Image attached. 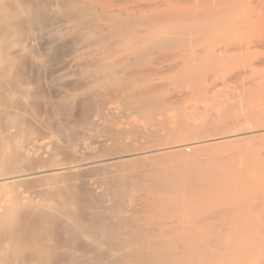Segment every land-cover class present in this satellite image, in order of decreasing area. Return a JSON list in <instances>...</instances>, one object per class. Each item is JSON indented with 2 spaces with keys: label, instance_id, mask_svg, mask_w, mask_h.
Instances as JSON below:
<instances>
[{
  "label": "bare ground",
  "instance_id": "obj_1",
  "mask_svg": "<svg viewBox=\"0 0 264 264\" xmlns=\"http://www.w3.org/2000/svg\"><path fill=\"white\" fill-rule=\"evenodd\" d=\"M107 1L0 0V264L246 263L248 254L250 255L251 252L257 250L263 251L264 248L260 249L258 241L255 243H249V241L239 243V241H236L237 239L234 240L235 238L230 237L231 239H229L228 236H237V233L233 234L223 230L218 232L216 229L218 225L213 224V221L216 222L221 219L228 221L236 207L231 211L228 209L229 211L224 210L221 213L219 211H217L219 213H214L209 198L212 190L220 187V184L216 183L217 179L218 181L219 179L225 180L227 175L230 179H233L230 175H246L251 170V165L246 163L254 150L249 149L250 146L247 147V150H245L246 147H243L244 150H242L240 148L242 146H239L236 148L241 150L232 147L234 152H232V148V151L228 148L231 152H228L227 149L221 151L223 140L220 138L221 135H219L220 131L217 130V126L220 125L221 118L223 120L226 117L224 114H228L225 111L228 110L230 104L223 111L224 114L220 113L225 117L217 113L214 114L215 109L212 107L215 108L216 106L212 105L210 119L207 115L208 119L201 122L196 120L197 114H200L201 111L194 114L195 119L189 116H176V113L174 117L164 115L163 118L158 120V118H154L157 117L158 113H161V115L168 113L166 102L164 103L154 95L153 91L156 90V87H149L152 91L148 87L147 89L138 87L142 91L137 93L133 86L134 75L131 76L129 71L133 68L137 70V67L146 66L151 67V71H153L152 64L157 65L159 58L160 61H163L161 60L162 56L168 55V60L164 61L169 62L171 60L173 62L175 68L170 65V67L172 66L170 69H175L173 71L179 78L178 82L182 84V87L187 88V85H191L188 89L199 90L201 83H197V81L201 74L199 68L193 69V65L211 58L217 60L231 58L234 52L237 54L239 49H243L241 39L244 38L245 33L249 35V32L253 33L256 28L259 29V26L262 28L264 25V0H253L250 6L246 5V0H190L189 2H185V0H143L147 3L138 5H136V0L134 2L129 0V2L132 1L133 6H129V2H127V5L123 4L119 9H114L112 6H116L118 2L120 4L123 0H115L117 4L114 3V5H112L113 1L110 0L111 4ZM125 1L128 0H124L122 3H125ZM232 35H242L241 38L239 37L240 43L233 46L235 48L232 47V41L230 40ZM245 40L247 38H244ZM239 45L242 47L239 48ZM236 47L239 49L236 50ZM80 61L84 72L81 77L86 78V80L79 81L82 83L79 86L84 88L88 84H93L94 89L88 93L83 91L76 96L63 95L61 97L57 93L60 98L56 96L55 99L51 98L52 96L47 98L41 86V83L46 80L42 81V79L53 78L57 73L61 74L60 72L66 71V67L70 63H79ZM160 63L162 62H159L158 66ZM28 65L30 66L29 69ZM166 67L169 70V67ZM139 69L137 71L141 70ZM160 69L159 72L161 73L166 71ZM155 71L153 72L155 73ZM135 73L137 76L140 75V73ZM143 73L141 74L144 75ZM147 73L146 75H151L149 71ZM157 73H155L156 76L162 75ZM168 73H170V70ZM142 78L151 80L145 75ZM110 86L111 92L113 88L115 92L117 86L118 88L122 87L124 91L120 92L122 95H119L125 100L123 102H126L125 106L123 103V108L128 113L139 114V117L141 115L147 120L146 124H131L132 126L129 125V128L122 127L120 133H128L135 137L131 138L132 141L129 142L125 139H115L116 143H113V145L108 140L110 142L109 148H111L109 151L111 152L107 155L104 152V157H89L83 161H73L72 163L67 161V164L65 160L63 165H61L63 163L61 160L60 164H56L58 161H56L55 156H58L57 154L61 150L67 149V153L73 158L83 156L81 152L78 155L79 150H77V146L73 145L77 137L74 138V131L71 132V130L77 124H73L75 123L74 120L71 121V118L76 117L72 113L73 111L77 113L78 111H75L79 109L77 106L83 102V104H86L87 99L96 98L100 94L101 87L109 88ZM112 86L115 87L112 88ZM192 86L194 88H191ZM80 87H78L79 90ZM131 90H133L131 93L136 95L127 96ZM158 90L160 92L164 89L161 90L159 87ZM125 91L127 93H124ZM189 91L187 90L190 94ZM103 94L101 93V95ZM95 103V109L92 110L96 113L93 114L94 118L91 117L92 114H89L91 118L89 122H86L87 116L85 122L79 120V125L75 128H79L81 131L84 128V130L83 132L75 130L76 135L80 132L81 136L85 135L86 137L88 135L87 131H91V129L85 132V127H93V124L97 122L95 117L103 105L102 102L101 105ZM209 105L211 106V104ZM224 106L221 107L224 108ZM221 107H217V109L219 110ZM36 108L38 110L39 108L46 109V112L54 117V120L58 116H62V112L66 113L67 111L70 113L64 114V117L67 116V118H64L67 119L66 122L63 118H61L62 120L58 118L56 123L47 122L46 119L44 121L47 126H44V128L51 136L52 151L56 152V155L53 153L55 156H50V159L56 161H54L56 166L59 165V167L53 168L52 164L54 162L50 160L53 163L49 165H52L51 168L53 169H46L44 172L35 171L38 167L36 165V162H38L37 156H39L37 155L38 151L29 148L31 145L34 147L35 144L39 143L37 141L41 135L40 129L35 130L37 128H33L32 125L31 127L30 121L28 122V120H34V123L39 121L41 115L40 112H35ZM208 108L210 109V107ZM253 112L248 115V118L255 115ZM263 113L264 110L261 116ZM212 114L215 116L212 117ZM68 115H70L71 120L68 119ZM83 116L84 118H82L85 119V115ZM203 117L205 118L206 115ZM48 118L50 117L47 116ZM232 118L234 119L233 115ZM51 120L53 119H48V121ZM234 120L236 121V118ZM241 120L237 121L240 122ZM226 121L228 120L226 119ZM232 121L230 124L228 123L230 127L233 125ZM245 122L243 123L245 124ZM81 123L84 124L81 125ZM223 125L225 126V124ZM81 126L84 127L81 128ZM224 126H218L220 130L223 127L221 134L227 132ZM234 126L236 125L234 124ZM213 127L216 128L219 138L213 130L215 133L213 136L215 137L204 139L201 134H206L205 131L212 132L210 129ZM230 127L228 128L229 133H235V131L237 133V129H243V127H235L236 130L234 131L235 128L231 127L233 131L230 132ZM248 128H245L247 133L251 130L254 131V128L247 131ZM224 129H226L225 132ZM241 130L240 133L238 131L239 134L244 132V130L243 132ZM196 134H200L202 144L205 147L198 148V146H195V142L190 141L194 135L197 137ZM227 134L226 136H228ZM235 134L232 135L236 136L237 134ZM80 135H78L79 138ZM169 135L178 137L181 144L178 143L179 146H172L169 139L170 143L164 142L167 137H170ZM232 135L230 136L232 137ZM251 136L254 137L253 134ZM43 137L45 138V136ZM95 139L98 140L97 137ZM219 139L222 140L220 146L215 143ZM192 140L194 141V139ZM108 141L103 142L107 144ZM228 141L230 142L229 139ZM229 142H227L228 145H231L240 142V140H234L230 144ZM156 143H161L160 147L162 148L155 149L157 148L155 147ZM137 144L140 145L137 146ZM215 144L219 148L221 147V150L216 148ZM255 145L261 146L259 147L261 152L258 150L261 154L264 146L258 143ZM185 146H191V154L189 152L188 155L184 153V150L188 148H185ZM40 148L44 150L42 147ZM106 148L108 150L107 146H105ZM258 152L253 155H257ZM63 153L62 155H64ZM152 154L157 157L158 155L164 157V164H158L159 166L156 164L157 167L147 169L151 174L150 176L146 177L139 173L144 164L140 166L141 169L139 168L138 172L137 169L135 170V168L128 165L131 159H134L133 161L138 159L141 163L139 158L148 157ZM41 156L43 155H40V158L38 157L39 162L44 158V156L43 158ZM260 159H255L256 162L254 163L257 165V168L256 166L253 168L255 172H261V169L258 168V162L264 163V158ZM50 161H46L47 164ZM39 162L38 164L42 165ZM35 165L36 168L34 169ZM110 167H117V170L120 168L121 171H117L119 174L115 171L110 172L113 175H108L110 170L108 172L107 170ZM48 168L50 167L48 166ZM144 169L142 170L144 171ZM102 170H106L104 171L107 172L106 175H103V173L92 175V173L99 171L103 172ZM144 181L150 182V188L162 193L166 198L163 202H159L154 194L151 195V199L153 198L151 201L148 199L150 195H146V197L148 196L145 197L146 201L147 199L149 201L143 209L147 214L142 218L143 213H140L142 211L137 212L142 219H145L146 224L138 217L141 220H137L144 224L140 223L139 225L131 221V218L128 219L124 215L117 214L126 212L127 206L124 200L129 197L134 187L141 188ZM240 182L238 181V183ZM1 183H7L10 188L1 187ZM143 197L140 198L139 196V199L138 197L137 199H141L140 202H142ZM137 199L132 205L137 203V207L140 208L141 205L140 202H137ZM131 217L136 220L134 215ZM253 233H255V230ZM253 235L255 236V234ZM258 238L256 237V239ZM235 242H238L241 246ZM235 244L239 248H236ZM259 253L257 254L260 255ZM251 257H249L250 260ZM251 263L253 264L252 261H250Z\"/></svg>",
  "mask_w": 264,
  "mask_h": 264
},
{
  "label": "rangeland",
  "instance_id": "obj_2",
  "mask_svg": "<svg viewBox=\"0 0 264 264\" xmlns=\"http://www.w3.org/2000/svg\"><path fill=\"white\" fill-rule=\"evenodd\" d=\"M107 1V0H106ZM111 1H113L112 2V5H114V3L115 4H117V1H115V0H111ZM119 1V0H118ZM124 1V0H123ZM122 1V2H123ZM190 0H185V2H189ZM194 1V0H193ZM107 2H109L110 4H111V2H110V0H108ZM120 3L119 4V2H118V6L116 5H114V6H112L114 9H119V8H121L122 7V5L124 4V5H127V2H129V0L128 1H125V3ZM133 2H134V0H133ZM137 4L136 5H138V4H146L147 2H143V0H139V1H135ZM253 2V0H246V5H248V6H250L251 4L250 3H252ZM129 6H133V3H132V1H130L129 3ZM121 5V6H120ZM134 5H135V3H134ZM135 5V6H136ZM248 8V7H247ZM261 26H262V24H261ZM264 26V25H263ZM263 26H262V28H260V26H259V29L258 28H256L254 31H253V33L251 32H249V35H247L246 33H245V35H247L246 37H245V35H244V38H247V40H245L244 41V38L242 37V42H241V45H243L244 47H243V49L241 48V50L239 49L240 47H242L241 45H239L238 47H236L237 49L236 50H238L239 49V51L237 52V54L234 52V55L232 54V57L231 58H224L223 60H224V63H223V60H221V59H219V60H217L216 58L214 59V58H211V59H208V60H205V61H203L202 63H197V64H194L193 65V69H198L199 68V71H200V76H199V78H198V81H197V83H201V86H200V89L199 90H197V91H195V90H193V89H191L190 90V88L188 89V87H190L191 85H187L188 87L187 88H184V87H182V84L180 83V82H178V80H179V78L175 75V71H173V69L175 68V66L173 65V62L170 60L169 62H165L164 60H168V55L167 56H162V58H161V60H163V61H160V58H159V60H158V63H157V61H156V63H157V65H153L152 64V69H153V71H155V73H157V74H159L160 75V73L161 72H159V69L160 68H162V69H160L161 71H164V70H166L167 72L170 70V73H168L167 74V72L165 71L164 73H166L165 75H164V73H161L162 75L161 76H156V74L153 72V71H151V67L150 68H148L147 66L146 67H137L140 71H137V70H135L134 68L133 69H131V70H135V71H129V72H131L130 74H131V76H133V80H135L134 81V84H133V86H134V88L137 90L136 92L138 93V92H140V91H142V90H139V88L140 89H147V87H148V89H150V91H152L151 90V88L153 87V88H155L156 90H154L153 91V93H154V95H156L158 98H160L165 104V106H166V108L168 109V113H164V114H162L161 115V113L158 115L157 114V117H154L155 119L156 118H158V120H160L161 118H163L162 116H166L167 117V115L169 116V117H171V115L174 117V115H176V113H177V115L176 116H189V117H194V119L196 118V116H194V114L196 113H198V112H202V111H204V112H202V114H201V112H200V114H197V118H196V120H197V122H201V121H203L204 119H208V117H207V115L209 116L210 115V113H212V108L213 109H215V112H214V114H218V115H221L222 117H225V118H223V120H222V118H221V116H220V118H221V122H220V125L221 126H224L223 124H225V126H224V128H226L227 129V132H228V134H227V132H226V134L228 135V136H226V134L224 133H222L221 134V131H222V129H223V127H222V129L220 130V129H218V126H220L219 124H218V126H217V130H219L220 131V133H219V135H221L220 136V138L223 140V145H221V147H222V150H221V147L219 148V146H220V144H221V142L220 141H222L221 139H219L218 140V142H215V143H217V145H219V146H217L216 144V148H218L219 150H221V151H225L226 149L228 150V148H229V150H231V148L233 147V148H235L236 150H244V148L243 147H246V149L245 150H247L248 148L247 147H249L250 146V148L249 149H254L253 150V152L250 154V157H249V159L247 160V164H249V165H251V170L246 174V175H230V177L231 178H233V179H230L229 178V176L227 175V179L225 178V180H222V179H219V181H218V179L216 180V183H218V184H220V187H216V188H214L213 190H212V192H211V194H209V198L211 199V203H212V211H214V213H221L222 211L224 212V210L226 211V210H230L231 211V209H233L234 207H236V208H234L235 210H233V212L231 213L232 215H231V217H230V219L228 218V216H227V218H228V221L227 220H218V221H213V224L215 223L216 225H218L217 226V230H218V232H221L222 230L224 231V232H229V233H233V234H236L237 233V236L235 235V236H228L229 237V239H234V240H236V241H239V243H243V242H248L249 241V243H255V242H257L258 241V243H259V247H260V249H263L264 248V163H261V162H258V168H259V170L261 171V172H255L254 170L255 169H253L254 168V166H256V168H257V165H255V163L254 162H256V158H258V159H260V158H264V157H262V156H264V147H262L263 149H262V153L260 154L259 152H258V150H260L261 148H259V147H261L260 145H259V147H258V145H255L256 143H258V144H262L263 146H264V113H263V115L261 116V114H262V111L264 110V38H263V36H264V28H263ZM225 28H227V27H225ZM261 31V32H260ZM65 32V31H64ZM259 32V33H258ZM248 33V32H247ZM261 36H260V35ZM234 35H232L231 37H230V40L232 41L231 42V44H232V47L233 46H236V45H238L239 43H240V41H239V39L241 38V36L242 35H239V36H234ZM238 37V38H237ZM240 37V38H239ZM235 38V40H233ZM238 39V40H237ZM233 41H235V42H233ZM253 43V45H251ZM234 44V45H233ZM250 47H253L252 49L250 48ZM233 48H235V47H233ZM251 50H250V49ZM233 51H234V49L232 50V53H233ZM83 52H84V50H83ZM244 52V53H243ZM238 53H239V55H238ZM235 54H236V56H235ZM243 54V55H242ZM243 56V57H242ZM167 57V58H166ZM242 58V59H241ZM226 59H228V60H226ZM217 61H218V63H217ZM226 61V62H225ZM159 62H162V63H160V67L158 66V64H159ZM163 62H165L164 64H163ZM80 63H81V61L79 62V63H77V62H73V63H70L69 65H67V67H66V71L64 70V72L62 71V72H60L61 74H58L57 73V75H55L53 78H47V79H45V78H43L42 79V81L44 80H46L45 82H42L41 83V86H42V90H43V92H44V94L46 95V97L47 98H50L51 96V98H60V96L61 97H63V95L64 96H76V95H79V93L81 94V92H85V93H88V92H91L93 89H94V85L93 84H88V86L87 87H84V88H82V87H80L79 85H81L82 83V81H85L86 80V78H82L81 77V75L84 73L83 72V70H82V68H81V65H80ZM79 64V65H78ZM154 64H155V62H154ZM201 64V65H200ZM223 64V65H222ZM170 65H172V66H174V68H172V70L170 69L171 67H170ZM149 66H151V65H149ZM164 66V67H163ZM166 66H168L169 67V70H168V68L166 67ZM197 66V67H196ZM30 68V66L28 65V69ZM136 68V67H135ZM164 68H167V69H164ZM150 72L149 74H151V75H146V73L148 72L147 70ZM175 70V69H174ZM141 71H143V72H141ZM145 71H147V72H145ZM135 72H137V73H140V75L139 76H137V74L135 73ZM135 73V74H134ZM141 73H143L144 75H145V77H148V78H150L151 80H148L147 78H144V79H146V80H144L142 77H144V75H142ZM78 74V75H77ZM148 74V73H147ZM155 74V75H154ZM142 75V76H141ZM78 76H79V78H78ZM135 76H137L136 78H135ZM249 76H251L252 78H250ZM140 77V78H139ZM78 78V79H77ZM238 78V79H237ZM137 79V80H136ZM139 79V80H138ZM141 79V80H140ZM211 79V80H210ZM239 79H241V80H239ZM243 79H244V81H243ZM82 80V81H81ZM143 80V81H142ZM209 80V81H208ZM79 81H81V82H79ZM171 81L173 82L172 84H171ZM239 81V82H238ZM241 81V82H240ZM249 81V82H248ZM48 82V83H47ZM150 82V83H149ZM210 82V83H209ZM245 82V83H244ZM80 83V84H79ZM209 83V84H208ZM44 84V85H43ZM56 84H57V86H56ZM160 84H161V86H160ZM78 85V86H77ZM156 85H158V86H156ZM210 85V86H209ZM240 85V86H239ZM245 85V86H244ZM48 86V87H47ZM63 86V87H62ZM67 86V87H66ZM69 86V87H68ZM73 86V87H72ZM83 86V85H82ZM57 87V88H56ZM60 89H59V88ZM71 87V88H70ZM78 87H80L81 89L79 90V88ZM113 87H115V86H112V88ZM139 87V88H138ZM149 87H151V88H149ZM159 87H160V89L162 90V89H164V90H162V91H160L159 92ZM185 87H186V85H185ZM49 88V89H48ZM55 88V89H54ZM67 88V89H66ZM108 87H101L100 88V94L96 97V98H94V99H87V103L86 104H88L87 106H82V105H86V104H81V105H79V106H77V108L79 107V109L78 110H75L77 113H75L74 111H73V115H74V117L76 116V117H78V118H71L70 117V115H68L69 117H68V119H70L71 121H73V122H75V123H73V124H77V125H79V120H83V122H85L86 121V116H87V121L86 122H89V120L91 119L90 118V115H91V117L92 118H94V115L96 114V113H94V111H92V110H94L95 109V105H94V103L96 102L97 104H100L101 105V102H102V105H103V107L101 106V109H100V111H99V113L96 115V117H95V119H96V123L95 124H93V127L92 126H86L85 128H86V130H85V132L87 131V130H90L91 129V131H87V134L88 135H86V137H85V135L82 133V135H84V136H81L80 134V132H83V130H84V128H82V127H84V126H81V128L83 129L82 131L78 128V129H76L75 127H78L77 125H75L74 126V129L73 130H71V132H73L74 131V135H75V139H76V137H77V139L79 138L78 137V135H80V138L82 137V139H76V141L74 140V142H73V145H75V146H77V150H79L78 152V155L80 154V152H81V154L83 155L82 157H81V155L79 156V157H75V158H73L71 155H69L68 153H67V149L66 150H61L60 152H59V154H60V156H59V154H57L58 156H55L56 154V152L54 153L52 150H53V148H51L52 146L50 145V143L52 142V140H51V136H50V134H48L47 133V129L46 128H44V126H46V123H44V121H46L47 120V122H54V123H56V120L58 119V118H63V120H65L64 122H66V120L67 119H64L65 117L67 118V116H65L64 117V114L66 115V113H68V114H70L69 112H67L66 111V113H64V112H62L63 114H62V116H58V118L56 119V120H54V117H52V116H50L49 114H48V112H46V109L44 110V109H40L39 108V110H38V108H36V110H35V112H40L39 114L41 115V116H39V121H35V123H34V120L32 121V120H28V122H29V124H30V126L32 125L33 126V128H37V129H35V130H39V132L41 133V135H42V138H41V135L39 136V138L37 137V142H39V143H37V144H35L34 145V147H33V145H31L29 148H33V150H35L36 152L38 151V154L37 155H43L44 156V158H43V156H41V158H43V159H41L40 160V162H39V156H37V161L40 163V164H42V165H39L38 164V162H36V160H35V162H36V165H38V167L36 168V165H35V167H33L34 169L36 168V172L37 171H39V172H44V171H46V169H53V168H56V167H59V165H57L56 166V164H60V161L62 160V162L63 163H61V165H63L64 164V162H65V160H66V164H67V161H69V162H76V161H83V160H85L86 158H89V157H104L105 156V153H106V155H107V153H109V152H111V151H109V150H111V148H109V146H110V142H111V145H113V143H116L115 141V139H125V141H127V142H129V141H132L131 140V138L133 139L135 136H133V135H131V134H122V133H120L121 132V130H122V127L123 128H129V125H130V127L132 126V125H136V124H140V125H144V124H146V121L147 120H145L141 115H140V117H139V114H135V113H131V112H126L125 111V108H123L125 105H126V102L124 103L123 101H125L124 99H123V97L121 96L120 97V95L119 94H121L122 95V93H120V92H122V91H124L123 89H122V87H119L118 88V86H117V88H115V92L113 91L114 90V88L112 89V92H111V86L108 88L109 90H110V92H109V90L107 89ZM158 88V89H157ZM191 88H194L193 86L191 87ZM202 88V89H201ZM47 89V90H46ZM51 89V90H50ZM53 89V90H52ZM212 89V90H211ZM48 90H50V91H48ZM63 90V91H62ZM70 90V91H69ZM74 90V91H73ZM107 90H108V92H107ZM118 90V92H116ZM178 90V91H177ZM186 90V91H185ZM187 90L189 91V92H191L190 94L187 92ZM107 93H106V92ZM133 90H131L129 93H128V95L127 96H131V94L132 95H136V94H133V93H131ZM144 91V90H143ZM155 91H157V92H155ZM176 91V92H175ZM244 91V92H243ZM47 92V93H46ZM135 92V91H134ZM135 92V93H136ZM50 93V94H49ZM60 95H58V94ZM101 93L103 94V95H101ZM124 93H127L126 91L124 92ZM186 93H188L189 94V96H188V94H186ZM196 93V94H195ZM208 93V94H207ZM210 93V94H209ZM176 94V95H175ZM186 94V95H185ZM204 94H205V96H204ZM123 95H125V94H123ZM178 95V96H177ZM218 95V96H217ZM234 95H236V96H234ZM56 96V97H55ZM126 96V95H125ZM176 96V97H175ZM188 96V97H187ZM210 96V97H209ZM169 97V98H168ZM220 97V98H219ZM186 98V99H185ZM206 98H208V99H206ZM213 100H212V99ZM217 98H218V100H217ZM172 99V100H171ZM207 100V103H206V100ZM186 100V101H185ZM108 101V102H107ZM218 101V102H217ZM226 101V102H225ZM171 102V103H170ZM95 103V104H96ZM123 103H124V106H123ZM177 103H179V104H177ZM214 103V104H213ZM220 103V104H219ZM173 104V105H172ZM175 104V105H174ZM209 104H211V106L209 105ZM229 104H230V106H229ZM94 106V108L92 109V107ZM212 105L213 106H216L215 108L214 107H212ZM224 106V108L223 107H221V106ZM231 105H233L232 107H231ZM122 106V107H121ZM227 106H229V108L227 107ZM170 107V108H169ZM207 107V108H206ZM208 107H210V109L208 108ZM212 107V108H211ZM217 107H221L219 110L217 109ZM228 108V110L227 111H225V113L226 112H228V114L226 115V114H224V110H225V108ZM232 109H231V108ZM243 107V108H242ZM41 108H43V107H41ZM76 108V109H77ZM84 108V109H83ZM183 108V109H182ZM187 108V109H186ZM190 108H193V109H190ZM202 108V109H201ZM226 108V109H227ZM263 110H262V109ZM164 109H165V107H164ZM175 109V110H174ZM201 109V110H200ZM230 109V110H229ZM261 109V110H260ZM38 110V111H37ZM82 110V111H81ZM84 110V111H83ZM120 110V111H119ZM186 110V111H185ZM190 110V111H189ZM209 110V111H208ZM210 110H211V112H210ZM216 110H218V111H216ZM233 110V111H232ZM241 110V111H240ZM250 111V113H249V111ZM165 111H166V109H165ZM171 111V112H170ZM182 113H181V112ZM207 111H208V113H207ZM214 111V110H213ZM230 111L232 112L231 114L233 115V117H234V119L236 118V121L238 120H241L240 118H242L243 120H241L240 122H236L233 118H232V115L230 114ZM243 111V112H242ZM252 111H254L253 112V114H255V115H253L252 117L250 116V118H248V115H250L251 114V112ZM255 111H256V113H255ZM260 111V112H259ZM85 114H84V113ZM186 112V113H185ZM81 113H83L82 115H81ZM100 113H102L101 115H100ZM172 113V114H171ZM190 113V114H189ZM193 113V114H192ZM207 113V114H206ZM220 113H223L225 116H223V114H220ZM241 114L242 115V117H241V115H239V114ZM243 113H244V115H243ZM43 114V115H42ZM71 114V116L73 117V115ZM88 114V115H87ZM90 114V115H89ZM94 114V115H93ZM107 114V115H106ZM203 114H205L206 115V117L204 118L203 116H205V115H203ZM236 114V116H234ZM59 115H61V114H59ZM83 115H85V119H83L84 118V116ZM100 115V116H99ZM231 115V116H230ZM47 116H49L50 118H48L49 120L50 119H53V120H51V121H48V119H47ZM88 116H89V118H88ZM131 116V117H130ZM156 116V115H155ZM159 116V117H158ZM212 117H214L215 115H211ZM228 116H230V117H228ZM244 116V117H243ZM52 117V118H51ZM83 117V118H82ZM128 117V118H127ZM200 117V118H199ZM203 119H202V118ZM122 118V119H121ZM143 118V119H142ZM165 118V117H164ZM199 118V119H198ZM230 118H232V120L235 122H233L232 120H230ZM238 118V119H237ZM46 119V120H45ZM59 119V120H60ZM131 119V120H130ZM209 119H210V116H209ZM226 119L228 120V121H226ZM248 119V120H247ZM62 120V119H61ZM70 120H68V122H70ZM76 120V121H75ZM145 120V121H144ZM41 121V122H40ZM43 121V122H42ZM78 121V122H77ZM125 121V122H124ZM138 121V122H137ZM226 121V122H225ZM232 121V123H233V125L235 124L236 126L237 125H239V126H237V127H243V129L241 130V128H239V130L237 129V133H238V131H239V133H240V130H241V132H243V130H244V132H246V129L245 128H248L247 129V131H249L250 130V128L252 129V128H254L253 130L255 131V129H256V133L254 132V131H250L249 133H247L246 132V134H244V132L242 133V134H237L236 133V126H234L233 127V125H231V127H233V129H234V131H235V133L237 134H235L234 132H232L233 131V129L230 127V122ZM246 121V122H245ZM38 122V123H37ZM63 122V123H64ZM243 122H245V124L243 123ZM37 123V124H36ZM70 123H72V122H70ZM130 123V124H129ZM221 123H223V124H221ZM229 123V124H228ZM231 123V124H232ZM237 123V124H236ZM252 123V124H251ZM84 123H81V125H83ZM132 124V125H131ZM228 124V125H227ZM34 125H36V127H34ZM39 125V126H38ZM117 125V126H116ZM123 125H125V126H123ZM242 125V126H241ZM244 125V126H243ZM245 125H247V126H245ZM31 126V127H32ZM43 126V127H42ZM111 126V127H110ZM232 129H230V132H232V133H229V131H228V128L229 127ZM253 126H255V127H253ZM47 127V126H46ZM80 127V126H79ZM109 127V128H108ZM114 127V128H113ZM213 128H215V127H213ZM210 129V130H212V132H210V131H205V133L206 134H201V136L203 135V138L204 139H212V138H214L215 136H213V134H215L214 132H213V130H215V132H216V128L215 129ZM220 128V127H219ZM259 128V129H258ZM110 129V130H109ZM115 130V132H114V130ZM120 129V130H119ZM226 129H224V132L226 131ZM75 130H77V131H80L79 133H78V135H76V133H75ZM102 130V131H101ZM113 130V131H112ZM119 130V131H118ZM258 130V131H257ZM99 131H100V133H99ZM71 132L69 131V133L71 134ZM84 132V133H85ZM108 132H109V134H108ZM111 132V133H110ZM113 132L115 133V135L113 134ZM210 134H209V133ZM254 132V133H253ZM258 132H259V134H258ZM217 134H215L216 136L218 135V132H216ZM253 134V136L254 137H252L251 136V134ZM86 134V133H85ZM113 134V135H112ZM200 134L198 135V134H196L197 135V137L194 135L193 137H191V139H190V141H192V143H194L195 142V146L197 147L198 146V148L199 147H205V146H203L204 144H202V138H201V136H200ZM209 134V135H208ZM236 135V136H233L232 135V137L230 136V135ZM254 134H257V135H254ZM38 135H39V133H38ZM49 135V136H48ZM73 135V136H74ZM207 135V136H206ZM223 135H225V137H223ZM239 135V136H238ZM43 136H45V138L43 137ZM97 137L98 138V140L97 139H95V138H93V137ZM168 136V135H167ZM166 136V137H167ZM170 136V135H169ZM204 136H206V137H204ZM241 136H243L242 138H240ZM255 136H256V138H255ZM47 137V138H46ZM49 137V138H48ZM85 137V138H84ZM100 137V138H99ZM102 137H103V140H102ZM105 137V138H104ZM106 137H108V138H106ZM218 138H219V136H217ZM248 138V140H246V138ZM250 137V138H249ZM73 138V139H74ZM113 138H114V141H113ZM178 137H176L175 135H172V136H170V137H167L166 139L167 140H165V138H164V142H169V140L171 141V143L170 144H172V146H177L178 145V143H180V140H179V138L177 139ZM196 138V139H195ZM231 138H234V139H231ZM236 138V139H235ZM237 138H239V139H237ZM254 138V139H253ZM95 139V140H94ZM99 139H101V140H99ZM169 139V140H168ZM192 139H194V141L192 140ZM201 141H200V140ZM228 139L230 140V142L228 141ZM244 139V140H243ZM250 139V140H249ZM256 139V140H255ZM110 142H109V141ZM199 142H198V141ZM237 141V140H240V142H235V143H237V144H235V143H233V144H231V145H228V143L227 142H229V144L232 142V141ZM98 141H100V142H98ZM105 141H108V142H106L107 144H105L104 142ZM243 141H244V143H243ZM246 141V142H245ZM248 141V142H247ZM262 141V142H261ZM92 144H91V143ZM197 142V143H196ZM255 144H254V143ZM81 143H82V145H81ZM187 143H189V142H187ZM186 143V144H187ZM198 143H199V145H198ZM253 143V144H252ZM45 144H46V146H45ZM49 144V145H48ZM91 144V145H90ZM99 144H102L101 146L99 145ZM169 144V145H170ZM181 144V143H180ZM185 144V143H184ZM201 144H202V146H201ZM244 144V145H243ZM254 145V146H252L251 147V145ZM37 145V146H36ZM43 145V146H42ZM78 145H80V146H78ZM86 145V146H85ZM140 144H137V146H139ZM157 145V146H156ZM156 145H155V147H157V148H155V149H159V148H162V147H160V145H161V143H156ZM227 145V146H226ZM95 146V147H94ZM96 146H97V148H96ZM105 146H107L108 147V150H107V148L105 149ZM179 146V145H178ZM194 146V147H195ZM235 146V147H234ZM239 146H242V147H240V148H236V147H239ZM39 149H38V148ZM40 147H42V149H44V150H41V148ZM46 147V148H45ZM85 147V148H84ZM92 147V149H90ZM100 149H99V148ZM148 147H149V145H148ZM188 147V148H187ZM191 147V146H190ZM190 147L189 146H185V148H187V149H185V150H187L186 152H185V150H184V153H187V155H188V152H189V154H191V149H190ZM95 148V149H94ZM232 148V149H233ZM98 149V150H97ZM103 149V150H102ZM184 149V148H183ZM209 149H211V148H209ZM223 149H225V150H223ZM95 150V151H94ZM96 150H97V152H96ZM100 150H102V151H100ZM105 150V151H104ZM106 150H107V152H106ZM193 150V149H192ZM228 150V152H231V151H229ZM46 151V152H45ZM43 152V153H42ZM48 152H51L52 153V155H53V153L55 154V155H50L51 153H48ZM64 152V153H63ZM105 152V153H104ZM232 152H234V149H233V151ZM258 152V157H257V155H253V154H255V153H257ZM260 152H261V150H260ZM47 153V154H46ZM62 153L64 154V155H62ZM85 153V154H84ZM89 153V154H88ZM91 153H92V155H91ZM87 154V155H86ZM49 155V156H48ZM62 155V156H61ZM67 155H68V158H67ZM89 155V156H88ZM261 157H260V156ZM54 157L55 156V158H56V161H58V162H56L55 160H53V159H50L51 157ZM70 156V157H69ZM87 156V157H86ZM151 156H153L152 158H151ZM155 155H148V157L146 156V157H141V158H139V160L141 161V163L138 161V159L137 160H135V161H133L132 159H131V161H129L128 162V165H130V166H132L133 168H135V170L137 169V172L142 168V169H144L143 167H145L146 169H144V171L146 170V172H144L142 169L140 170V172L139 173H141V175H143V176H150L151 174L149 173V171H147V169L149 170L150 168H155V167H157V165L158 164H164V162H163V160H164V157H162V156H160V155H158V157L157 156H155ZM39 157V158H38ZM65 157V158H64ZM81 157V158H80ZM48 158V159H47ZM54 158V159H55ZM76 158H78V159H76ZM76 159V160H75ZM254 159V160H253ZM50 160H53V162L55 161L56 162V164H55V162L53 163V162H51ZM162 160V161H161ZM261 160V159H260ZM44 163H43V162ZM46 161H50V163H48L47 164V162ZM68 162V163H69ZM163 162V163H162ZM53 163V164H52ZM140 163V164H139ZM254 165H253V164ZM46 164H47V166H46ZM49 164H52V165H49ZM70 164V163H69ZM142 164H144L143 165V167H141L140 168V166H142ZM147 164V165H146ZM151 164V165H150ZM153 164H157L156 166L154 165V166H152ZM60 165V166H61ZM260 165V166H259ZM46 166V167H45ZM48 166L50 167V168H48ZM51 166L53 167V168H51ZM55 166V167H54ZM159 166V165H158ZM45 167V168H44ZM147 167H149V168H147ZM140 168V169H139ZM118 168L117 167H110L108 170H107V172L109 171V173H108V175L110 174V175H113L112 173H110V172H117V171H119L120 170V168H119V170H117ZM139 169V170H138ZM26 170V169H25ZM103 172H96V173H92V175H100V173H103V175H106L105 173H107V172H104V171H106V170H102ZM121 171V170H120ZM143 173H142V172ZM252 171V172H251ZM255 173H254V172ZM98 173V174H97ZM118 173V172H117ZM251 173V174H250ZM259 173V174H258ZM119 174V173H118ZM257 174V175H256ZM137 175H138V173H137ZM140 175V174H139ZM234 176V177H233ZM239 176V177H238ZM238 177V178H237ZM230 180H231V182H230ZM222 181V182H221ZM238 181L240 182V183H238ZM234 182V183H233ZM239 184V185H238ZM245 184V185H244ZM222 185V186H221ZM227 185V186H226ZM251 186V187H250ZM1 187H3V188H6V189H9L10 187L7 185V183H1ZM140 190V191H139ZM217 192V193H216ZM219 192V193H218ZM141 193V194H140ZM215 193V194H214ZM224 193V194H223ZM144 194H145V196H144ZM156 195L155 196V198L159 201V202H163L164 200H165V196L162 194V193H159L158 191H156V190H154V189H151L150 188V182H146V181H144L143 183H142V187L141 188H138V187H134V189L132 190V192L130 193V195H129V197L126 199V200H124V203H125V205L127 206V208H126V212H123V214H117V215H124L125 217H128V219H130L131 221H133V222H135V223H137V224H139L140 225V223L142 224V225H144V224H146V222H145V219H142V218H144V216L147 214L146 213V211L143 209V208H145V206L144 205H146V203H147V201H149L148 199H150L151 201H152V199H151V195ZM146 195H150V198L148 197V199H147V201H146ZM139 196H140V198H141V196L144 198V199H142L143 201L142 202H140V200H138L139 199ZM137 197H138V199H137ZM146 197V198H145ZM218 200H217V199ZM138 200L137 202L139 203L140 202V205H141V209L139 208V207H137V203H136V205H132V203H135L136 201L135 200ZM155 199V200H156ZM216 199V200H215ZM218 201V202H217ZM234 202H236V203H234ZM144 203V204H143ZM258 203V204H257ZM223 205V206H222ZM235 205V206H234ZM132 206H133V209H132ZM135 206V207H134ZM258 206V207H257ZM130 208H131V211L133 212H131L130 211ZM224 208V209H223ZM135 209V210H134ZM138 211H137V210ZM241 209V210H240ZM142 211V212H140V211ZM228 210V211H229ZM128 211H130L131 212V214H130V212H128ZM135 211H136V213H135ZM217 211H219V212H217ZM238 211V212H237ZM137 212H140L142 215V218H141V216H140V214L138 213L137 214ZM135 216L134 218H136V220L138 219V217H140L141 219H138V220H141V221H136L135 219H133L131 216ZM133 214V215H132ZM137 216V217H136ZM230 216V215H229ZM239 216V217H238ZM234 217V218H233ZM258 217V218H257ZM263 219H262V218ZM238 218V219H237ZM231 219H233L232 221H231ZM235 220V221H234ZM259 220V221H258ZM168 221H169V219H168ZM230 221V222H229ZM234 221V222H233ZM229 222V223H228ZM237 222V223H236ZM240 224V225H239ZM247 224H248V226H247ZM250 224V225H249ZM255 224V225H254ZM259 227V229H258V227ZM235 226V227H234ZM240 226V227H239ZM244 228V229H243ZM249 228H250V230H249ZM233 229V230H232ZM239 229V230H238ZM253 229V230H252ZM260 229H262V230H260ZM216 230V231H217ZM221 230V231H220ZM248 230V232H246ZM254 230H255V233H253L254 232ZM253 231V232H252ZM263 231V232H262ZM235 232V233H234ZM238 232H239V234H238ZM243 234H242V233ZM251 232V233H250ZM257 232V233H256ZM241 233V234H240ZM253 234H255V236L253 235ZM256 234H257V236H256ZM241 235H243V236H241ZM250 235V236H249ZM259 235H260V237H259ZM238 236H240V237H238ZM248 236V237H247ZM231 237V238H230ZM244 239H243V238ZM256 237L258 238V239H256ZM227 238V237H226ZM226 238H224L225 240H226ZM241 238V239H240ZM246 238V239H245ZM248 239H251V240H248ZM260 239V240H259ZM228 240V239H227ZM242 240V241H241ZM246 240V241H245ZM253 240V241H252ZM260 241V242H259ZM263 241V242H262ZM236 244H238V242H235ZM236 244H235V247L237 248L238 246H236ZM239 245V244H238ZM239 246H241V245H239ZM239 248V247H238ZM259 252H261V253H259ZM253 255H252V254ZM250 253V255L248 254V256L246 257L247 259V262L246 263H244V264H247L248 262V264H250V261H252L253 262V264H264V249H263V251H261V250H257V251H255V252H251ZM255 253V254H254ZM257 253H259L260 255H258ZM252 256V257H251ZM259 256V257H258ZM263 256V257H262ZM249 257H251V260L249 259ZM249 259V260H248ZM257 259V260H256ZM259 260V261H258ZM252 264V263H251Z\"/></svg>",
  "mask_w": 264,
  "mask_h": 264
}]
</instances>
